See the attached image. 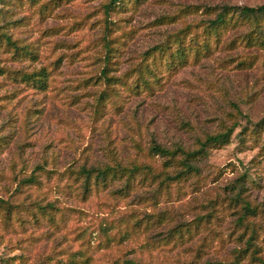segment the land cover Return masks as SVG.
<instances>
[{"label":"rangeland","instance_id":"1","mask_svg":"<svg viewBox=\"0 0 264 264\" xmlns=\"http://www.w3.org/2000/svg\"><path fill=\"white\" fill-rule=\"evenodd\" d=\"M109 1L0 0V264H259L264 46L203 22L264 0ZM181 31L209 46L168 64L153 48ZM39 70L42 86L24 79ZM228 127L166 179L183 155L153 145L190 151Z\"/></svg>","mask_w":264,"mask_h":264},{"label":"trees","instance_id":"2","mask_svg":"<svg viewBox=\"0 0 264 264\" xmlns=\"http://www.w3.org/2000/svg\"><path fill=\"white\" fill-rule=\"evenodd\" d=\"M118 0H111L106 5V10L113 6ZM204 28L206 35L213 36V38L217 39L219 37V30L226 28L227 26H247L248 30L243 35V40L247 44H259L260 46H264V3L254 6L248 5H222L214 11V17L208 18L204 22ZM184 31L174 35V40L172 41L176 44L175 49L171 50L169 43H163L159 46L154 47V50H157L159 54L166 56L167 63H184L186 62L188 55L193 51L194 56L200 51V47L208 48V42L204 39L201 43L198 41L191 39V42H188L186 45H183L182 37ZM0 38H4L3 40L6 44L14 46V42L5 34L0 33ZM181 38V39H180ZM152 49V50H153ZM45 74L42 70L38 72H34L31 74L24 75V79L31 80L34 84L42 86L44 84ZM109 78V77H107ZM257 125H264V117L261 118L257 123ZM231 127H228L224 131L220 133H216L214 135H207L203 140L198 141V147L194 150L184 151L182 149L176 148L174 150H169L159 145H153L152 151L163 156H167L168 159L173 158L178 152H180L183 157L181 159V163L183 165V169L176 172L175 174L166 175V179H179L181 177L186 176V174L190 172L197 171V167L193 165V161L196 159H200L205 156L206 148L208 146L214 144H223L229 140L231 135ZM82 172L85 175V181L87 182L93 172L95 174V182L98 181L104 182L106 180V176L108 172H112L110 167H106L103 169H91L86 170L82 169ZM131 173V172H130ZM247 210H250L248 205H245ZM254 254V251H252ZM259 261V264H264V260L256 257Z\"/></svg>","mask_w":264,"mask_h":264}]
</instances>
